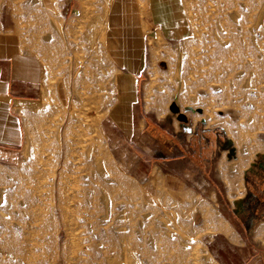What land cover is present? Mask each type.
Masks as SVG:
<instances>
[{
	"label": "rangeland",
	"instance_id": "rangeland-1",
	"mask_svg": "<svg viewBox=\"0 0 264 264\" xmlns=\"http://www.w3.org/2000/svg\"><path fill=\"white\" fill-rule=\"evenodd\" d=\"M110 2L78 1L80 17L64 21L71 15L62 0H0V34L14 35L43 67L61 52L41 45H62L65 30L75 35L59 75L38 80L42 98L26 118L25 146L0 157V264H87L88 248L98 255L91 264H121L123 243L132 264H217L235 253L222 238L208 242L217 206L162 180L139 183L119 164L120 134L110 144L104 123L114 70L95 31ZM185 2L193 35L157 87L166 122L186 113L223 126L234 156L250 160L264 151V0ZM64 79L73 98L61 103L45 88ZM246 244L245 253L264 251L262 239Z\"/></svg>",
	"mask_w": 264,
	"mask_h": 264
},
{
	"label": "crops",
	"instance_id": "crops-1",
	"mask_svg": "<svg viewBox=\"0 0 264 264\" xmlns=\"http://www.w3.org/2000/svg\"><path fill=\"white\" fill-rule=\"evenodd\" d=\"M78 1L81 4L62 0V9L71 15L64 21L80 17ZM192 35L185 0H111L103 46L115 81L104 115L106 134L110 144L120 134L115 150L119 164L137 182L152 185L162 180L173 192L198 194L217 206L219 215L209 220L208 242L222 238L235 252L222 253L217 264H264V251H242L246 242L264 241V151L250 160L234 156L223 126L192 120L186 113L182 118L173 103L170 110L178 114L177 121L173 117L166 122L169 111L158 102L167 97L157 87L166 83L175 56ZM62 37V45H41L45 53L61 52L43 67L17 45L14 35L0 34V157L15 158L27 142L26 118L42 98L39 78L57 77L53 71L67 65L65 53L74 51L75 35L65 30ZM69 84L65 79L50 82L46 94H56L57 102L69 101Z\"/></svg>",
	"mask_w": 264,
	"mask_h": 264
},
{
	"label": "bare ground",
	"instance_id": "bare-ground-1",
	"mask_svg": "<svg viewBox=\"0 0 264 264\" xmlns=\"http://www.w3.org/2000/svg\"><path fill=\"white\" fill-rule=\"evenodd\" d=\"M108 10H109V7L107 6L106 7V12L104 13V15H103V17L101 18V24L99 25V27L98 28H96V32H97V34L100 36V38L104 41L105 40V35H106V23H107V13H108ZM95 26V25H94ZM39 104V102H36V103H34V104H36V105H38ZM32 109V108H31ZM70 111L72 112V108L70 109ZM183 117V116H182ZM27 140V139H26ZM28 144V143H27ZM28 146L29 145H26V150L24 151V153L26 152L27 153V151H28ZM74 215V214H73ZM77 239V238H76ZM127 244L126 243H123V257H125L124 258V261L121 263V264H132L133 262H132V259H131V256H128L131 252L129 251V248H128V250H127ZM85 254H87V255H89V257H88V259H89V261H88V263L87 264H91V262H90V258H92V259H94V257H98V255H96V254H93V252L91 253V251H90V248H88L87 250H86V252H85ZM75 255V259H77V257L78 256H80V252H78V251H76V254H74ZM73 258V257H72Z\"/></svg>",
	"mask_w": 264,
	"mask_h": 264
},
{
	"label": "water",
	"instance_id": "water-1",
	"mask_svg": "<svg viewBox=\"0 0 264 264\" xmlns=\"http://www.w3.org/2000/svg\"><path fill=\"white\" fill-rule=\"evenodd\" d=\"M172 108L175 110V111H178V108H177V106H176V108H174L173 106H172ZM182 117V116H181ZM182 118H184V115H183V117Z\"/></svg>",
	"mask_w": 264,
	"mask_h": 264
}]
</instances>
